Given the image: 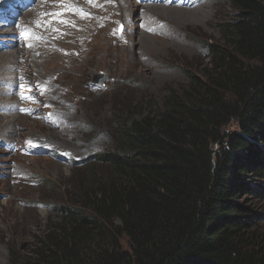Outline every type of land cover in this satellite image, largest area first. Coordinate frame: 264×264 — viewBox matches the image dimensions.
I'll use <instances>...</instances> for the list:
<instances>
[{"label":"trees","instance_id":"obj_1","mask_svg":"<svg viewBox=\"0 0 264 264\" xmlns=\"http://www.w3.org/2000/svg\"><path fill=\"white\" fill-rule=\"evenodd\" d=\"M225 1L208 64L161 109L114 120L113 147L80 164L104 172L24 264H264L261 215L241 201L264 196V0Z\"/></svg>","mask_w":264,"mask_h":264},{"label":"rangeland","instance_id":"obj_2","mask_svg":"<svg viewBox=\"0 0 264 264\" xmlns=\"http://www.w3.org/2000/svg\"><path fill=\"white\" fill-rule=\"evenodd\" d=\"M168 1L171 3L169 8L174 10L170 14L156 15L166 22L161 32L149 34L152 42L149 41L148 47L135 45L131 48L135 53L133 59L128 50L123 59L122 54L106 53L115 56H107L100 61L92 56L99 55L94 51L90 55L92 61L81 69L82 72L79 70L73 79L74 84L62 74H54L51 62L45 61L47 66L43 63L45 55L35 63H29L30 66L39 64L36 68L40 74L57 78L58 103L66 108L61 110L68 119L64 133L49 129L46 123L39 120L34 107L22 109L19 106L27 93L18 85L7 83L0 86V125L6 124L11 116H19L15 120L19 131L11 133L5 130L0 134V264H14L15 259L22 264L29 261L37 238L47 226L60 221L58 206L65 201L71 203L79 199L78 183L87 181L88 175H96L95 166L85 169L80 164L89 155L113 147V124L118 116L122 117L125 112L143 116L149 111L161 109V102L167 94L185 86L189 73L198 74L208 64L210 52L206 44L219 41L218 25L231 18L230 5L225 0ZM156 3L160 0H153V4ZM20 5V0H8L2 8L10 11L3 14L0 10V63L6 59L3 52L18 48L17 45L9 50L4 47L10 43L12 36L9 29L17 22L15 17H19ZM109 11L113 18L123 15L114 6ZM97 28L88 24L84 36L79 37V32L73 33L69 43L66 40L58 42L46 53L57 51L61 56L70 52L76 54L80 41H87L90 33L100 30H106L107 37L117 39L113 21L106 27ZM116 31L121 32V27H117ZM129 31L127 29V33ZM142 33L146 32L140 30L139 35L136 33L134 37L139 40ZM47 34H50L49 30ZM47 38L44 40L47 41ZM126 58L130 63L125 61ZM0 68V79H3L0 82H3L11 81L10 77L13 79L14 69L18 66H11L5 61ZM99 74L103 76L101 81L97 77ZM12 94L17 95L16 103L19 105L10 112ZM74 113L76 120L72 119ZM7 126L10 127V124ZM235 127L233 122L227 129ZM98 168L99 172H104V169ZM254 179L251 182L264 188V179ZM241 201L259 212L261 218L258 225L264 226V196H247ZM122 248L128 249L125 239L122 240Z\"/></svg>","mask_w":264,"mask_h":264},{"label":"bare ground","instance_id":"obj_3","mask_svg":"<svg viewBox=\"0 0 264 264\" xmlns=\"http://www.w3.org/2000/svg\"><path fill=\"white\" fill-rule=\"evenodd\" d=\"M20 1V13L17 15L19 17H15L17 22L13 28L9 29V35L12 36L10 43L6 46L7 48L4 47L9 50L10 48H14V45H17L18 48L11 52H3L4 54L2 53V55H6V59L0 63L1 65L7 61L11 66L17 64L18 68L14 69L13 79L10 77L11 81L4 80L0 82V86L2 84L14 83V85H18L27 93V96L23 98L20 105L16 103V94L10 96V98L12 97V104L9 105L10 112L17 105L22 109L34 107V111L41 122L46 123L49 129L61 130L62 133L66 129L65 126L68 119L61 110L65 111L66 108L62 106L61 102L60 105L58 103L57 94L59 86L55 81L57 78L54 79V77L45 73L40 74L36 68L39 64L30 66L29 63H35V60L45 55L43 63L46 65L45 61H50V68L54 74H62L69 79L70 83L74 84L73 79H75L79 70L81 71L87 63L92 61V56H96L102 61L107 56L122 54L121 57L123 59L124 53L130 50L132 55L130 58L133 59L135 53L132 52L131 48L135 45L148 47L150 45L149 41L152 42V36L149 34H159L166 23L156 15H160V13L170 14L174 10L169 8L171 3L168 0H160V3L156 4H153V0H91V2L89 0ZM7 2L8 0H0V10L2 12L10 11L2 8ZM172 2L178 3L177 0H173ZM112 6L123 13V15L113 18V14L109 11ZM173 7L185 8L182 6ZM16 8L19 10L18 6ZM111 21L115 24L114 31L117 39L107 37L108 32L100 30L93 34L90 33V38L87 41L81 40L76 54L75 52H70L66 56H61L57 51L46 53L47 50H52L63 40L69 43L73 33L79 32V37L84 36L88 24L91 28L106 27ZM117 27H121V32L118 33L116 31ZM45 28L49 30V35L47 34L48 30ZM127 29H130L128 33ZM140 30L146 33H142L139 40H137L134 34L137 33L139 35ZM121 33H124V35L119 36ZM45 37H48L47 41L44 40ZM162 43L164 44V42ZM94 51L95 53L99 52V55L90 56ZM106 53H113L115 55H105ZM125 61L130 63L129 58H126ZM34 79H37V81ZM1 93L2 89L0 88V95ZM76 116L74 113L72 119L76 120ZM18 118L19 116H11V119H8L6 124H1L0 134L5 130H9L11 133L19 131V127L15 123V120ZM9 124L10 127L7 126Z\"/></svg>","mask_w":264,"mask_h":264},{"label":"water","instance_id":"obj_4","mask_svg":"<svg viewBox=\"0 0 264 264\" xmlns=\"http://www.w3.org/2000/svg\"><path fill=\"white\" fill-rule=\"evenodd\" d=\"M97 77H98L99 81H101L103 79L102 74H99Z\"/></svg>","mask_w":264,"mask_h":264},{"label":"snow or ice","instance_id":"obj_5","mask_svg":"<svg viewBox=\"0 0 264 264\" xmlns=\"http://www.w3.org/2000/svg\"><path fill=\"white\" fill-rule=\"evenodd\" d=\"M89 2H91V0H89ZM30 46V45H29Z\"/></svg>","mask_w":264,"mask_h":264}]
</instances>
